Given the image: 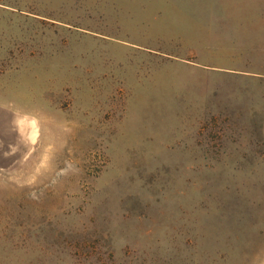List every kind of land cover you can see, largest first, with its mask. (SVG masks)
I'll return each mask as SVG.
<instances>
[{"label":"rangeland","instance_id":"rangeland-1","mask_svg":"<svg viewBox=\"0 0 264 264\" xmlns=\"http://www.w3.org/2000/svg\"><path fill=\"white\" fill-rule=\"evenodd\" d=\"M0 264H264V0H0Z\"/></svg>","mask_w":264,"mask_h":264},{"label":"crops","instance_id":"crops-1","mask_svg":"<svg viewBox=\"0 0 264 264\" xmlns=\"http://www.w3.org/2000/svg\"><path fill=\"white\" fill-rule=\"evenodd\" d=\"M202 94H203V93H202ZM204 95L207 96V93L205 92Z\"/></svg>","mask_w":264,"mask_h":264}]
</instances>
